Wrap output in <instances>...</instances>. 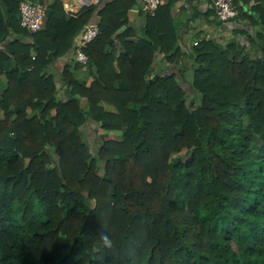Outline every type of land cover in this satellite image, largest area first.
Returning a JSON list of instances; mask_svg holds the SVG:
<instances>
[{
	"label": "trees",
	"instance_id": "trees-1",
	"mask_svg": "<svg viewBox=\"0 0 264 264\" xmlns=\"http://www.w3.org/2000/svg\"><path fill=\"white\" fill-rule=\"evenodd\" d=\"M23 1L49 2L41 30L20 26ZM62 1L0 0V264H264V0H234L250 49L187 50L178 0L139 28L137 0ZM95 13L86 70L59 68ZM91 123L122 134L91 149Z\"/></svg>",
	"mask_w": 264,
	"mask_h": 264
},
{
	"label": "crops",
	"instance_id": "crops-1",
	"mask_svg": "<svg viewBox=\"0 0 264 264\" xmlns=\"http://www.w3.org/2000/svg\"><path fill=\"white\" fill-rule=\"evenodd\" d=\"M102 2L101 0L100 5ZM137 2V5L128 12L127 16L129 22L139 28L144 24L142 18L144 15L142 0H137ZM162 3H167V0H163ZM45 4H49V2H45ZM252 5H254L253 1L244 6L242 10L251 12ZM262 15L264 16V11ZM171 17L178 29V44L182 50L189 49L194 42L202 37L213 39L221 45L237 42L250 49L249 40L255 36L259 29L258 25H251L241 14L232 22L219 23L215 19L210 0H178L171 6ZM70 56L71 54L65 58H60L58 63L71 61L66 60Z\"/></svg>",
	"mask_w": 264,
	"mask_h": 264
},
{
	"label": "built area",
	"instance_id": "built-area-1",
	"mask_svg": "<svg viewBox=\"0 0 264 264\" xmlns=\"http://www.w3.org/2000/svg\"><path fill=\"white\" fill-rule=\"evenodd\" d=\"M163 0H142V10L150 16H154L157 8L162 4ZM214 9L215 19L219 23H226L234 20L238 16L234 0H210ZM100 6V0H63L62 7L66 14L75 15L84 6L88 5ZM47 15V4H41L37 1H23L19 4V21L20 26L28 32L34 33L43 28ZM98 16H93L84 25L83 29L75 36L72 43V53L66 60L81 65L86 70L88 63V55L84 48L91 43L99 35ZM196 43L194 42V45Z\"/></svg>",
	"mask_w": 264,
	"mask_h": 264
},
{
	"label": "rangeland",
	"instance_id": "rangeland-1",
	"mask_svg": "<svg viewBox=\"0 0 264 264\" xmlns=\"http://www.w3.org/2000/svg\"><path fill=\"white\" fill-rule=\"evenodd\" d=\"M71 62V61H69ZM155 64H156V67L158 68H162V67H166L162 62H163V59H162V55H157L155 57ZM57 66L60 67H63V62L62 63H57ZM50 70L55 74L56 76V82L60 85V72L59 70L54 67L51 66ZM81 71H85L83 69H81ZM90 79V78H89ZM186 88V86H184ZM187 89V88H186ZM185 89V90H186ZM65 94V92L63 91V89H59V93L57 95L58 98L60 97H63ZM99 134H105L108 138H113V139H119L120 135L122 134L121 132H107V131H103V130H100V129H97L95 127L94 124H89L88 126H86L83 131H82V136H83V139L89 144V146L91 147V149H95V147H97V141H98V135ZM182 154V153H181ZM180 154V155H181Z\"/></svg>",
	"mask_w": 264,
	"mask_h": 264
},
{
	"label": "clouds",
	"instance_id": "clouds-1",
	"mask_svg": "<svg viewBox=\"0 0 264 264\" xmlns=\"http://www.w3.org/2000/svg\"><path fill=\"white\" fill-rule=\"evenodd\" d=\"M99 239H100V241L103 243V245L105 247H108V248H111L112 247V241L103 232L99 235Z\"/></svg>",
	"mask_w": 264,
	"mask_h": 264
},
{
	"label": "water",
	"instance_id": "water-1",
	"mask_svg": "<svg viewBox=\"0 0 264 264\" xmlns=\"http://www.w3.org/2000/svg\"><path fill=\"white\" fill-rule=\"evenodd\" d=\"M112 41H113L112 39L109 40V42H112Z\"/></svg>",
	"mask_w": 264,
	"mask_h": 264
}]
</instances>
